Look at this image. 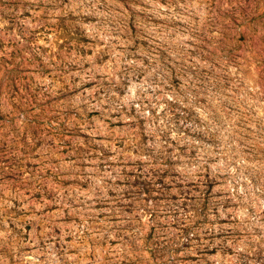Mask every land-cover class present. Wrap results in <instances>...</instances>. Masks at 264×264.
Listing matches in <instances>:
<instances>
[{
	"label": "rangeland",
	"instance_id": "1",
	"mask_svg": "<svg viewBox=\"0 0 264 264\" xmlns=\"http://www.w3.org/2000/svg\"><path fill=\"white\" fill-rule=\"evenodd\" d=\"M0 264H264V0H0Z\"/></svg>",
	"mask_w": 264,
	"mask_h": 264
}]
</instances>
